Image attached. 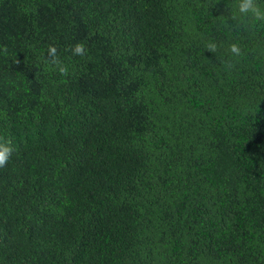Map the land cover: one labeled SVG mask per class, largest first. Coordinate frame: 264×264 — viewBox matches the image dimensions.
<instances>
[{
  "label": "trees",
  "instance_id": "trees-1",
  "mask_svg": "<svg viewBox=\"0 0 264 264\" xmlns=\"http://www.w3.org/2000/svg\"><path fill=\"white\" fill-rule=\"evenodd\" d=\"M238 2L0 0V264H264V21Z\"/></svg>",
  "mask_w": 264,
  "mask_h": 264
},
{
  "label": "clouds",
  "instance_id": "clouds-1",
  "mask_svg": "<svg viewBox=\"0 0 264 264\" xmlns=\"http://www.w3.org/2000/svg\"><path fill=\"white\" fill-rule=\"evenodd\" d=\"M233 7L237 8L238 12L245 17L250 16L253 18L254 21H264V8H262L258 3L257 0H239L237 5ZM208 51H215L217 48L216 43L209 42L206 45ZM73 51L76 54H82L84 51V46L82 44H77ZM49 55L52 57V63L55 64L58 68L60 73H65L67 68L59 63L56 57V48L50 47L48 49ZM230 52L233 55H239L240 49L236 44L230 45ZM15 151V147L8 142H0V167H2L5 163H7Z\"/></svg>",
  "mask_w": 264,
  "mask_h": 264
}]
</instances>
